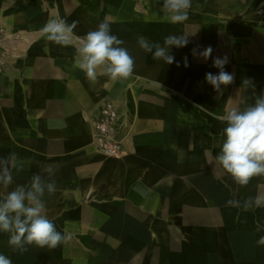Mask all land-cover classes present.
<instances>
[{
	"label": "crops",
	"instance_id": "crops-1",
	"mask_svg": "<svg viewBox=\"0 0 264 264\" xmlns=\"http://www.w3.org/2000/svg\"><path fill=\"white\" fill-rule=\"evenodd\" d=\"M162 5L0 0V28L15 35L0 72V158L17 154L19 168L0 193L28 183L40 165H56L46 214L72 236L54 249L30 245L21 253L0 233V254L12 264H264L256 243L264 207L226 206L264 195V177L240 187L214 159L225 127L219 117L264 94V0H192L183 24L164 21ZM57 17L79 21L78 36L108 22L135 59L133 76L90 82L73 66L76 42L62 47L42 37L39 29ZM141 35L161 44L187 35V46L171 53L176 61L187 56L189 67L153 59L138 46ZM208 46L212 57H228L225 70L235 77L222 94L205 82V73L219 71L212 59L192 54ZM108 105L116 124L105 144L96 124Z\"/></svg>",
	"mask_w": 264,
	"mask_h": 264
},
{
	"label": "clouds",
	"instance_id": "clouds-1",
	"mask_svg": "<svg viewBox=\"0 0 264 264\" xmlns=\"http://www.w3.org/2000/svg\"><path fill=\"white\" fill-rule=\"evenodd\" d=\"M192 0H163L162 19L172 24H183L189 19ZM79 21L68 23L63 18H50L39 29L46 42L62 47L75 43L74 67L83 71L86 78L95 83L98 76H106L111 81H127L134 74L135 59L124 41L111 33L108 22L98 24L96 30L78 36L74 30ZM138 46L146 53H152L153 59L161 60L167 65L176 64L189 67L188 57L176 61L171 53L172 48H183L189 43L187 35H168L163 44L150 42L145 36L137 37ZM213 49L208 46L203 51L192 50L196 58L204 61L212 59V66L219 69L217 73H205V82L213 90L222 94V86L235 82L233 73L225 70L228 57H212ZM244 87L254 88L249 78L242 79ZM243 103V101H242ZM225 124L221 132L223 143L215 163L227 173L233 182L246 187L255 177H264V94L255 98L254 104L242 110L232 108L219 117ZM17 154L0 158V185L8 189L13 184V172L19 171ZM56 165L42 164L40 172L34 173L26 184H17L12 190L0 193V233L9 235L8 244L13 251L24 253L30 245L40 248L54 249L67 243L71 234L66 230L58 231L55 223L46 214V193L51 196L57 190ZM225 187H229L225 183ZM226 206L243 212L255 211L264 207V195L248 196L241 199H229ZM239 218V215L237 216ZM262 230L258 223L257 231ZM264 246V236L257 241ZM0 264H12L10 258L0 254Z\"/></svg>",
	"mask_w": 264,
	"mask_h": 264
},
{
	"label": "built area",
	"instance_id": "built-area-1",
	"mask_svg": "<svg viewBox=\"0 0 264 264\" xmlns=\"http://www.w3.org/2000/svg\"><path fill=\"white\" fill-rule=\"evenodd\" d=\"M15 40V35L8 33L0 28V72H2L9 63L11 56V47ZM116 113L112 110L111 105L104 108L102 116L96 124V131L100 139L107 144L116 124ZM112 151V147L108 148Z\"/></svg>",
	"mask_w": 264,
	"mask_h": 264
}]
</instances>
